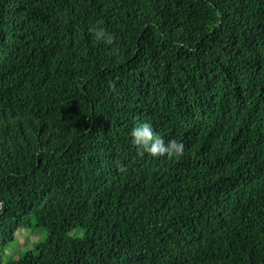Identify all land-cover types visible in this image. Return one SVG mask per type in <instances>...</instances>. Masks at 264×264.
Returning a JSON list of instances; mask_svg holds the SVG:
<instances>
[{
	"label": "trees",
	"instance_id": "obj_1",
	"mask_svg": "<svg viewBox=\"0 0 264 264\" xmlns=\"http://www.w3.org/2000/svg\"><path fill=\"white\" fill-rule=\"evenodd\" d=\"M32 228L6 264H264V0H0V264Z\"/></svg>",
	"mask_w": 264,
	"mask_h": 264
},
{
	"label": "clouds",
	"instance_id": "obj_2",
	"mask_svg": "<svg viewBox=\"0 0 264 264\" xmlns=\"http://www.w3.org/2000/svg\"><path fill=\"white\" fill-rule=\"evenodd\" d=\"M98 41H102L108 45L114 43V34L108 32L103 27H94L90 29ZM114 87V86H113ZM132 144L137 150V155L143 157L146 153L152 157L167 156L168 158L179 159L184 155L185 145L176 140H170L167 143L153 131L152 125L143 123L132 129ZM121 171L125 169L121 168Z\"/></svg>",
	"mask_w": 264,
	"mask_h": 264
},
{
	"label": "rangeland",
	"instance_id": "obj_3",
	"mask_svg": "<svg viewBox=\"0 0 264 264\" xmlns=\"http://www.w3.org/2000/svg\"><path fill=\"white\" fill-rule=\"evenodd\" d=\"M46 236L47 231L39 228L21 230L14 243L7 248L3 264L17 259L20 254L24 253L27 249L33 248V246L39 242H43Z\"/></svg>",
	"mask_w": 264,
	"mask_h": 264
}]
</instances>
